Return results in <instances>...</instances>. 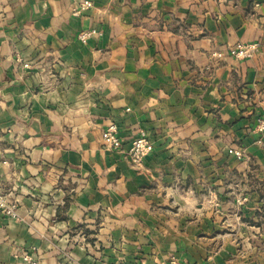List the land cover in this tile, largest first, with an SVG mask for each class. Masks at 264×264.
Here are the masks:
<instances>
[{"label": "crops", "instance_id": "crops-1", "mask_svg": "<svg viewBox=\"0 0 264 264\" xmlns=\"http://www.w3.org/2000/svg\"><path fill=\"white\" fill-rule=\"evenodd\" d=\"M82 1L0 0V264H264V0Z\"/></svg>", "mask_w": 264, "mask_h": 264}, {"label": "built area", "instance_id": "built-area-1", "mask_svg": "<svg viewBox=\"0 0 264 264\" xmlns=\"http://www.w3.org/2000/svg\"><path fill=\"white\" fill-rule=\"evenodd\" d=\"M91 0H83L80 3V6L75 12H78L80 9H88L91 7ZM95 33L94 29H82L77 33V38L83 42H86L93 34ZM260 43L258 42H247V43H237L234 47L230 49V54L236 57L239 56H250L254 52L260 49ZM264 51V50H263ZM220 55V54H219ZM102 140L106 147L111 149L120 150L122 148V142L120 137L117 134V129L115 124L108 125L102 131ZM152 143L149 140L148 136L145 133L134 137L131 141V145L128 149L129 158L133 163L139 164L143 161V158L152 150ZM233 153L237 156H241V152L238 149H233ZM0 209L4 213L10 216H15L16 211L13 204H7L3 200H0ZM24 258L28 259V255L25 254ZM30 264H37L36 261L32 260ZM158 264H182L175 259H170L168 262H161Z\"/></svg>", "mask_w": 264, "mask_h": 264}, {"label": "rangeland", "instance_id": "rangeland-1", "mask_svg": "<svg viewBox=\"0 0 264 264\" xmlns=\"http://www.w3.org/2000/svg\"><path fill=\"white\" fill-rule=\"evenodd\" d=\"M153 148V147H152ZM240 152H241V156H243V152H242V150L241 149H238ZM229 151L230 152H232L233 153V149H229ZM236 155V154H235ZM237 156V155H236ZM238 157H240V156H238ZM144 159V158H143ZM142 163V162H141ZM136 164V163H135ZM140 164V163H139ZM0 200H3L4 202H6L7 204H12V202H9L7 199H5V197L2 195V194H0ZM2 210V209H1ZM3 211V210H2ZM4 214H6V213H4ZM26 255H28V254H26ZM25 256V255H24ZM28 257H29V255H28ZM29 259V258H28Z\"/></svg>", "mask_w": 264, "mask_h": 264}]
</instances>
